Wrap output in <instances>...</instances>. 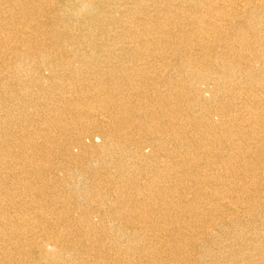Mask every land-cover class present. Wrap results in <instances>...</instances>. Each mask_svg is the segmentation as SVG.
I'll list each match as a JSON object with an SVG mask.
<instances>
[{"label": "bare ground", "instance_id": "bare-ground-1", "mask_svg": "<svg viewBox=\"0 0 264 264\" xmlns=\"http://www.w3.org/2000/svg\"><path fill=\"white\" fill-rule=\"evenodd\" d=\"M0 264H264V0H0Z\"/></svg>", "mask_w": 264, "mask_h": 264}]
</instances>
